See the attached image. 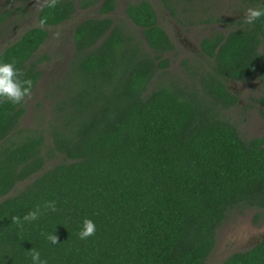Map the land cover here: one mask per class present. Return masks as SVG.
<instances>
[{"label":"trees","instance_id":"trees-1","mask_svg":"<svg viewBox=\"0 0 264 264\" xmlns=\"http://www.w3.org/2000/svg\"><path fill=\"white\" fill-rule=\"evenodd\" d=\"M99 1L47 0L41 25L0 50L32 82L20 103L0 98V264H31L32 248L47 264H206L233 212L264 210V133L248 138L226 114L239 103L230 83L255 76L264 120V16L204 37L208 67L186 82L166 78L176 47L152 3L127 5L131 27L104 0L75 28L47 125L21 128L48 28ZM37 207V220L12 223ZM84 219L95 232L80 239ZM54 232L55 245L42 235ZM222 264H264V239Z\"/></svg>","mask_w":264,"mask_h":264},{"label":"rangeland","instance_id":"rangeland-1","mask_svg":"<svg viewBox=\"0 0 264 264\" xmlns=\"http://www.w3.org/2000/svg\"><path fill=\"white\" fill-rule=\"evenodd\" d=\"M47 0H0V50L15 42L24 31L40 26L38 13ZM104 0L94 6L77 7L71 19L56 27H49L50 35L38 55L48 58L41 64L43 72L37 90L28 98V111L21 122L23 129H40L50 120L54 104L53 96L58 91L57 83L66 72L74 53L73 34L81 21L99 17ZM136 0H117V7L110 16L115 22H126L134 27L126 14L127 5ZM159 18V24L169 33L175 43L170 56L167 79L189 82L193 72H202L208 67V59L201 50V40L216 31L226 32L244 21V13L252 8L251 0H149ZM230 88L239 95L237 106L226 111L241 132L248 138L264 133L261 106L256 99L262 93L258 77L246 81H233ZM51 164V162H49ZM25 184V183H24ZM20 184L18 188L23 186ZM258 211L247 208L235 211L219 228L217 242L206 264H222L236 251L257 245L264 239V210L256 220Z\"/></svg>","mask_w":264,"mask_h":264},{"label":"clouds","instance_id":"clouds-1","mask_svg":"<svg viewBox=\"0 0 264 264\" xmlns=\"http://www.w3.org/2000/svg\"><path fill=\"white\" fill-rule=\"evenodd\" d=\"M261 5H264V0H260ZM55 5V0H50L49 7ZM264 16V6L258 8H248L244 13V20L248 24L254 23L258 18ZM21 73L15 68L14 63L0 62V98H7L12 103H20L22 99L30 93L32 82L31 80H21ZM44 208L55 211V202L47 201ZM40 208L27 212L22 218L13 216L12 223L22 226V222H32L38 219ZM95 232V224L90 219H84L81 229L78 233L80 239H86ZM45 239L51 244H58V235L54 233H42ZM31 264H47L46 260L41 259L40 252L32 248Z\"/></svg>","mask_w":264,"mask_h":264}]
</instances>
